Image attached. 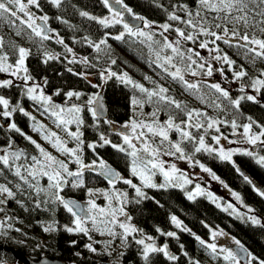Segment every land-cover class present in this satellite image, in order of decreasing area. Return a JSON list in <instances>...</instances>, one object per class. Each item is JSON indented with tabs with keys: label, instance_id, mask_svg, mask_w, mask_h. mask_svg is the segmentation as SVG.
<instances>
[{
	"label": "trees",
	"instance_id": "obj_1",
	"mask_svg": "<svg viewBox=\"0 0 264 264\" xmlns=\"http://www.w3.org/2000/svg\"><path fill=\"white\" fill-rule=\"evenodd\" d=\"M123 4L130 7L135 15L144 17L147 21L153 23L169 22L173 23L174 26L184 28L183 24L167 21L168 13L174 10L172 5H187L189 9L195 11L198 7V0H123ZM40 6L42 11L36 8L35 10L39 13L43 12L49 17L47 26L51 30L48 33L51 38L41 40L40 37L32 34L26 26L20 25L19 21H16L13 26L6 19H0V37H3L5 44L3 52L8 54L9 61L13 63L17 59L16 49L19 47L27 49L29 51V55L25 60L28 69L27 74L32 77V80H38L45 90H49L56 99L59 98L61 101L69 91L79 92L87 98L88 95L91 97L96 96L99 91H102L108 112L104 120L94 117L88 105H85L81 112L77 114L83 121L79 126V132L82 133L81 152H83V155L81 154V156L84 162L97 161L100 158L106 161L107 164L114 165L122 177L124 174L131 175V157L126 153L117 151L110 144L103 147L98 146L93 152L88 145L91 141L97 145L102 143L99 139L101 134L108 135L112 140L111 143L119 142V133L113 132L110 125L129 120L133 111L131 104L133 97L143 101L145 110L154 108L160 119L165 118L168 120L171 116L176 122H181L184 118H187L186 112L188 110H197L202 113L201 117L203 119H199L201 123L209 122L210 119H217L222 124L219 127V132L214 127L211 129L207 126L201 129L193 128V136L198 139L202 135L205 142L207 140L212 141V137L216 135H230L232 120H235L239 127L251 121H255V126L256 124L264 125V89L256 93L255 102L242 100L238 109L230 103L231 100L248 95L246 89L248 91L253 89L250 86L251 81L260 77L261 72H264V60L257 58L253 61L251 54L246 55L245 49L238 46L243 44V41L233 40L231 46L224 44L222 41H216L215 45L210 44L211 46H218L220 49L219 54H226L231 61H234L231 67L220 61V65H222L220 74L225 73L227 78L235 79L238 84L243 85L245 88L243 91L236 87L226 89L229 96L224 98L216 93L210 87L212 84L206 80L198 81L196 83L198 85L197 89H188L182 81L174 80L168 76L155 62V52L160 51V44L153 43V50H150L149 42L141 43L143 38L130 37L127 34H125L123 40H116L113 37L124 31L122 24L105 27L97 21L79 15L81 11H86L92 15L95 13L105 15L109 10L103 4V0H62L59 8L53 6L49 0H40ZM113 7L122 9L120 5L113 4ZM177 14L184 17L183 12L178 11ZM207 15L211 19L216 14L207 13ZM57 17L60 19H57ZM64 21L67 23H64ZM227 26L229 29L233 27L230 23ZM237 27L240 28L242 35L245 29L242 25H237ZM213 30L221 31L218 29ZM246 31L250 35L255 32L257 37L264 39V34L255 29L249 28ZM17 32L20 34L17 35ZM174 33L175 31L170 30L169 34L164 35L170 40L169 36H174ZM85 38L91 40L93 44L99 43L101 39L105 38L107 42L97 50L94 46L88 44ZM201 39L210 40L213 38L200 36L195 43L201 41ZM57 40H63V43H57ZM154 40L163 41L160 32L155 33ZM65 46L74 51L76 58L69 57L70 52L66 51ZM181 48L185 51L189 49L188 43H182ZM45 53L56 55L58 58L48 60L45 63ZM164 55H171L170 50L162 51L161 56ZM72 60L75 62L69 63ZM113 60H115V64L112 63ZM159 63H163V60ZM173 63L186 69V64L181 62L179 58H175ZM68 69H72V71L70 72ZM172 69L169 67V71ZM241 69L247 75L238 80L233 73ZM109 72H115L118 76L127 73L133 81L142 84L149 90H155L157 86L166 88L168 90L166 95L179 102L183 111L158 101L156 97H153L151 102H147L145 94L140 93L131 85H125L117 77L109 78ZM145 77L149 79H145ZM221 81L223 83L225 77H222ZM221 88L224 89L225 87L221 86ZM58 91L59 95L56 94ZM0 95L9 99L12 105L19 104L30 116L35 117V122L40 123V120L36 118V115L30 113L29 109H34L45 115V117L55 120V117H51L49 113L44 112L40 104L28 98L26 86L24 85L14 82L10 87L0 88ZM70 103H77L76 98L72 97ZM249 117H251V121ZM4 120L5 118L0 119V148L6 147L11 142L13 149L23 150L29 158L33 155L39 156V150L35 145L19 133L11 131L8 127L9 121L3 123ZM10 121L15 122L26 136H29L28 131L33 129L34 121L28 116H24L23 113L16 112L10 118ZM48 129L51 130V128ZM69 131H77V125L75 123L70 124ZM177 134L179 133L175 130L170 131V139H174ZM66 142H70L73 147H76V142L71 137ZM182 147L189 155L219 174L228 186L236 190L245 205L252 207L255 214L264 218V197L259 195L256 190L264 191V166L259 165L254 156L250 157L238 152L233 155L234 159L232 161H223L219 159L217 153L209 154L205 151L194 153L193 145L187 141L182 143ZM49 153L51 154V152ZM55 157L66 162V156ZM23 162L21 160L18 163ZM71 167L70 163L69 169ZM237 168L240 169L239 172ZM97 172L84 171V187L74 189L69 184L64 188L61 195L69 198L74 197L82 201L84 198H89L88 189L107 187L108 182L101 178ZM241 173L247 175L253 183H247ZM133 179H135V176H133ZM17 183L22 185L21 190L16 189L15 185ZM0 184H6L15 193L14 199H9L6 204L0 205V208L3 209V211H0V225H2L0 227V246L13 248L21 253L25 252V254L35 259L46 254V256L61 259L67 264H144L138 251L139 246L135 244L131 236L128 238L123 256L119 253L117 255L109 254L106 251L98 257V255L84 247L89 241L87 236L82 233H68L64 230V225L71 226L72 217L62 205L51 202L43 203V201L49 199L45 193H41L37 197L32 189L24 185L7 169H4L3 174L0 175ZM39 185L47 188V178H40ZM126 188L129 201L126 204V209L132 217L131 221L135 226H138V229H142L144 234L152 236L158 235L157 228L165 233L168 231L178 233L179 239L166 236L169 245L178 255V259L171 261L163 258L160 254H153L151 264H188L189 257L199 261V264H227L222 255L218 259L214 258L209 250H205L199 245L194 236L177 229L170 221L172 215L181 220L183 226L190 229L191 232L198 235L202 234L204 237L209 234L207 233L208 228L204 227V224L212 225L214 228L221 224L228 232H232L248 251L264 259V226H261L264 224L254 225L245 219L238 218V216L228 215L221 208L216 207L211 200L203 196H198L190 201L185 195L186 192L179 189V187L142 188L149 199L142 200L139 204L135 203L134 189L130 186ZM0 199H4V197L0 196ZM17 201L20 203H17ZM37 202L41 203V207H36ZM240 216L244 215L241 214ZM202 221L203 223H201ZM53 223H55L57 230L43 231L44 226ZM16 229H19V231H16ZM94 235L95 233H91L93 238ZM73 241L76 243L73 244ZM181 244L184 246L183 249L180 248ZM184 252H187L188 255L185 256ZM77 253L79 255H76ZM0 264L19 263L11 251L1 249Z\"/></svg>",
	"mask_w": 264,
	"mask_h": 264
},
{
	"label": "snow or ice",
	"instance_id": "obj_2",
	"mask_svg": "<svg viewBox=\"0 0 264 264\" xmlns=\"http://www.w3.org/2000/svg\"><path fill=\"white\" fill-rule=\"evenodd\" d=\"M49 2L59 8L61 6L62 0H49ZM103 4L108 8L111 13V19L109 17L97 18L91 16L86 11H81L79 15L81 17H86L89 20L97 21L100 25L108 27L109 25L122 24L124 31L120 32L118 35L113 37L116 40H123L125 34L130 37L143 38L141 43L149 42L148 46L150 50L152 49V44H160V51L155 52L157 66L162 68L168 76L172 79L182 81L188 89H197L198 85L193 82L185 80V76L182 72V69L173 63L175 58H179L181 62L186 64V71L189 72L192 76H197L200 74H205L211 76L213 74V68L211 64H208L205 68V63L198 62L194 57H199V52L194 51L189 48L186 51L182 50L181 45L184 41H192L193 43L200 36L211 37L213 39H204L199 43L201 49H207L209 44H216V41H222L224 44L231 46L233 40L243 41V44L238 45L241 48L245 49V53L251 54L252 60L255 61L257 58L264 60V39L259 38L253 32L251 35L246 31L249 28L259 31L261 34H264V0H198V7L195 11L189 9L187 5H172L174 9L172 12L168 13L167 21L176 22V24H183L185 27L181 28L179 26H174L173 23L165 22L159 27L163 30L160 32V36L163 37V41L154 40V35L151 31L152 22L147 21L144 17L137 16L132 12V9L127 5L123 4V0H103ZM113 4L120 5L123 11L114 8ZM36 8L37 10L42 11L40 6V0H0V19H6L9 24L15 25L16 21H19V24L26 26L27 29L31 30V33L36 37H40L41 40H48L51 37L48 35L50 29L46 28L49 17L44 15L37 16L31 9ZM162 7V6H161ZM183 12L184 17L178 15L177 12ZM207 13H215L216 15L212 16L209 19ZM128 14L133 20H138L142 22V27L137 25H132L129 22L125 21L124 16ZM223 14V15H221ZM57 19H60L57 17ZM37 21H42L43 23H37ZM64 23H67L64 21ZM232 24L231 29L228 28V24ZM237 25H242L245 29L244 33L241 35L240 28ZM146 29L148 31H146ZM213 29L221 30L220 32L214 31ZM175 31L177 38L174 41H170L167 36L164 34L169 31ZM188 30V31H186ZM20 33L17 32V35ZM86 42L94 46L97 50L100 49V46L106 44V38L101 39L99 43L93 44L91 40L85 38ZM57 43H63V40H57ZM5 47L3 37H0V73L10 72L13 77H17L25 82L32 79L28 75V69L25 66V60L29 55V51L23 47L16 49L17 59L15 63H9V56L6 52H3ZM67 52H71L72 49L65 46ZM164 50H170L171 55L161 56V52ZM210 51L216 53L220 52L218 46ZM45 63L48 60H54L58 57L53 54L45 53ZM214 60L223 61L228 64L230 67L234 64V61H231L229 57L224 55H215ZM163 60V63L159 61ZM75 62L74 60L69 61V63ZM115 64V60L112 61ZM174 68L175 71H169V67ZM195 66V67H193ZM199 70V71H198ZM72 71V69H68ZM24 73V75H21ZM234 77L238 80L242 79L247 75V73L241 69L233 73ZM108 77H117L125 85H131L134 89L139 90L140 93L145 94L146 101L151 102L153 97H156L158 101L164 102L165 104L174 106L176 109L183 111L181 104L171 97L167 96V89L162 86H157L155 90H149L145 88L142 84L136 83L127 73H124L120 76L115 72H109ZM264 72H261V76L254 78L251 81V87L256 91L260 92L261 89H264ZM145 79H149L145 77ZM46 83V80H45ZM155 83V82H153ZM13 85V81L3 80L0 81V88H7ZM215 90L216 93H219L224 98H228L229 94L226 90L222 89L220 84H212L210 86ZM38 84H33L32 86L27 87L26 94L29 99L37 102L43 108L44 112L49 113L51 117H55V123L57 127L62 128L68 137H71L76 142L75 148H69L67 142L62 140L56 132L48 131L45 129L44 125L38 124L35 122V117L30 116L19 104L12 105L9 99L0 95V117L5 118L9 121L8 127L11 131L19 133L21 136H24L25 139L29 140L35 147L39 150V156L33 155L30 158L20 149H13L11 142L8 143L6 147L0 148V175L3 174V170L7 169L19 181L23 182L24 185H27L30 189L34 191V194L39 197L41 193H45L49 199L43 201L47 204L49 202L53 204L62 205L63 208L70 214L72 217L71 226L64 225V230L68 233H82L87 236L89 241H92L91 232H98L100 235H108L112 239L107 242H103L105 245V250L107 251L111 243H113L117 238L120 239L121 244L127 245L129 236L132 237L135 244L139 246L138 251L144 261V264H151V256L153 254H163L171 261H176L177 256L173 255L168 250V245L164 244L163 246H157L155 239L152 236H148L143 233L142 229H138L133 224L130 223L132 217L125 211V206L128 201V193L122 192L115 189V184L117 181H122L124 184L130 186L135 191V203L139 204L142 200L149 199L147 194L142 190V187L137 186L130 179H125L121 174L115 171L110 165L107 164L103 159L99 160V164L94 160L91 164H84L81 156V145L83 141L81 140L82 133L79 132V126L83 123L80 119L78 113L81 112V107L78 105H72L71 107L64 108L60 105L52 103V98L46 96L42 89H40ZM243 85L241 86V91H243ZM59 95V91L56 93ZM69 99L72 97L80 98L81 93L69 91L65 94ZM256 101V97L253 95L241 96L239 99L231 100L230 103L235 107L239 108L242 100ZM97 98L90 97L87 100V105L92 106L97 104ZM131 104L136 107H142L143 101L137 100L133 97ZM102 107V105H100ZM219 107V105H217ZM89 110L92 112L94 117L98 116V113L95 108L90 107ZM16 112L23 113L24 116H28L32 121H34L32 127L33 131L41 133L44 140L52 144V146L60 152L62 155L68 157V161L59 160L55 156L51 155L49 152L45 151L44 148L40 146L35 140L30 136H26L25 133L16 125L15 122H11L10 118ZM203 114L196 110H188L186 112L187 119L181 121V123H176L173 117L169 116L168 120L164 123H160L157 117L156 112H152L151 121L137 120L132 119L129 123L123 125L124 128L131 129V135L127 133H119L122 136L123 144H112L103 134L100 135V143L89 144L88 147L95 152L96 147H103L104 145H111L112 148L116 149L121 153H126L131 157V174L133 176H138L142 182L143 187L148 188H166L169 185L172 187L184 188L185 185L192 184L193 181L187 177L186 174L180 173L176 166L173 164L170 170H166L164 167V161L160 159V156L163 155H177L178 158H185V150L182 147V143L187 141L193 145L194 153H200L205 151L209 154L218 153L219 159L223 161H230L232 156L235 154L233 150H225L223 147L219 149L213 148L205 144L204 136H199L197 139L193 136L192 132L187 130L190 128L201 129L204 127L203 124L199 122V118ZM251 121V117H249ZM75 123L77 125V131H69L68 125ZM219 121L210 120L207 123V128H213ZM253 124L255 121L241 125L243 128L242 142H247L251 145H257L259 142L260 145L264 146V125L256 124V127L260 128L258 133L252 132ZM183 125V126H182ZM231 127L235 130L238 125L235 120L231 121ZM175 130L180 135L179 142H172L169 139V132ZM216 131L219 132V128H216ZM227 139V137H224ZM212 139L216 144L220 143V136H213ZM135 141V142H134ZM167 142L166 150L162 151V146ZM233 141H230V143ZM243 155L253 156L252 151H244ZM187 159L191 160L192 157L188 156ZM23 160V163H18ZM256 162L264 166V155H260L256 158ZM69 163H75L78 165L76 171L69 169ZM199 165L202 171L209 173L214 180H219V177L216 176L211 169L205 167L203 164H200L199 161L195 162ZM99 170V175L107 179L108 184L112 186V190H93L88 189L87 193L89 199L86 205H80L77 202L66 199L61 195L64 188L70 184L72 188H83L84 180L83 173L85 170L97 171ZM239 172L240 169L237 168ZM160 173L164 177V183L157 185L152 181V177ZM242 174V173H241ZM243 175V174H242ZM46 177L48 181L47 188L40 187L39 179ZM243 179L252 184L253 182L249 179L247 175H243ZM223 183V182H221ZM17 190L22 189V185L17 183L15 185ZM227 188V185H224ZM255 187V186H254ZM259 192V195L264 197V191L256 189ZM101 194L104 199L107 201L105 207H100L97 205L96 201L92 199L94 195ZM188 200H194L196 196H206L208 199L216 202V198L212 195L211 192H205L204 189L200 187L199 184L195 185L194 191H189L186 193ZM231 195L235 197L237 201H240V196L232 192ZM0 196H3L4 199H0V205L6 204L9 199L15 198V193L9 188L6 184H0ZM17 203H20L17 201ZM158 203V202H157ZM219 208L221 205L216 204ZM36 207H41V203L37 202ZM225 212L232 210L236 212L235 207L232 204H228L227 207L223 209ZM0 211H3L0 208ZM248 212L251 213L253 210L248 209ZM123 217V220L120 217ZM238 218L245 219L247 222H250L254 225H261V220L254 215H245L240 216L237 214ZM170 221L177 229L183 232H188L190 235L195 237V240L199 242V245L205 250H209L210 254L214 258H219L221 255L223 260L227 264H264V259H261L253 255L248 251L244 245L239 241L233 238V242L236 245V249L219 247L216 243H210L203 240L200 236L191 232L190 229L183 226V222L179 220L175 215L170 217ZM203 223V221L201 222ZM264 226V225H261ZM2 227V225H0ZM10 227V226H9ZM204 227L209 228L211 234V240L215 241L218 236L224 235L221 231L211 229L207 224H204ZM119 228L121 231H116ZM57 230L55 223L49 224L43 227L44 232H50ZM19 231V229H16ZM156 231L162 236H167L170 238L179 239L177 233L174 231L163 232L161 229L157 228ZM139 235L140 238H137ZM73 244L76 242L73 241ZM94 243H101L100 241H93L91 243L85 244V248L93 253L97 252V249L93 246ZM180 248L183 249V244L180 245ZM110 254V253H109ZM76 255H79L77 253ZM124 253H121L123 256ZM184 255L187 256L188 253L184 252ZM188 264H199V261L189 257Z\"/></svg>",
	"mask_w": 264,
	"mask_h": 264
},
{
	"label": "rangeland",
	"instance_id": "obj_3",
	"mask_svg": "<svg viewBox=\"0 0 264 264\" xmlns=\"http://www.w3.org/2000/svg\"><path fill=\"white\" fill-rule=\"evenodd\" d=\"M117 9H119V7ZM31 10L37 16L44 15L45 14L43 12L42 13L37 12V10H35L34 7ZM119 10L123 11V9H119ZM90 15L91 16H95L97 18L109 17V19H111V13L110 12H107L105 15H97L96 13L93 14V15L92 14H90ZM124 19H125V21L129 22L132 25H137V26H140V27L143 26L141 21L133 20L131 18V16H129L128 14H125ZM39 22L40 21H37V23H39ZM161 24H163V23H161V22L153 23L152 22L151 31L153 33L162 32L163 30L159 27V25H161ZM54 31L56 32L57 30H54ZM146 31H148V30L146 29ZM166 34H169V32L165 33V35ZM54 36H56V35H54ZM169 38H170V41H174L177 38V34L174 33V36H169ZM201 41H202V39H201ZM201 41H199L197 43H193L192 41H184L183 43H186L187 42L188 45H189V48L193 49L196 52H199V54H200L199 57H194V59H197L198 62L205 63V68L207 67L208 64H211V66L213 68V74L211 76H207L205 74H200V75H197V76H192L189 72H187L184 69L183 66L177 65L178 67H180L182 69V72H183V74L185 76V80H187L189 82H193V83H197L200 80H206L207 82H209L211 84H216V83L220 84L221 83V86L222 87H225L224 90H226V89L228 90V89H231L233 87H236L238 89H241V86L242 85L238 84L235 79L233 80L232 78H227V76L225 75V73L220 74V70L222 69V65H220V61H217V60H214L213 59V57L215 55L219 54V53H216L214 51H210V49L215 48V46H211L209 44V46H208L207 49H201L199 47V43ZM219 55H221V54H219ZM75 56L76 55H75L74 51H71L69 53V57H75ZM8 62L9 63H12L10 61H8ZM14 63H15V61H13L12 64H14ZM26 64L27 63L25 61V66H26ZM193 67H195V66H193ZM171 71H175V69L173 68ZM21 75H24V73H21ZM222 77L223 78L225 77V81L223 83L221 81L222 80ZM9 79H11L13 81V83L16 82V84H21V85L26 86V90H27V87L32 86L33 84H38L40 86V89L43 90L44 94L46 96H50L52 98V103L53 104L60 105L61 107H64V108L71 107L72 105H78V106L81 107V110H82V108L85 105L87 106V100L91 97V96L88 95V98H87V96H83L81 94V96H80L79 99H77L76 97H74V98H76V101H77L78 104L77 103L71 104L70 103V100L71 99H69L67 96H65L62 99V101L59 98L56 99L55 96H54V94H52L51 92H49V90H45L41 86L42 84H40L38 82V80H36V79L35 80H32L31 79V80L25 82V81H23V80H21V79H19L17 77H13L10 74V72L0 73V81L9 80ZM40 89H38V91ZM246 92H248V95H253V96H256V93H257L254 89H252V91H248L246 89ZM92 97H94V96H92ZM88 107L90 108L91 106H88ZM29 111L33 115H36L37 116L36 118H38L40 120V123L39 122H37V123L44 125L45 129H47L48 131L56 132L57 135L60 136L61 139L62 140H65V141H67L70 138L62 130V128L57 127V124L54 122L55 120L50 119L49 117H45V115L39 113L38 111H35L34 109H29ZM152 112H156L154 110V108H152V110H145L143 105H142V107H140V106L134 107L133 106V111H132V114H131V117L129 118V120H127L125 122L118 123L116 125L111 124L110 125V128L113 130V132H117V133H127V134L131 135V129L130 128H124L123 125L129 123L132 119L151 121V119H152L151 113ZM156 113H157V117H158V120H159L160 123H164V122L167 121L165 118L160 119L159 118V115H158V112H156ZM186 119L187 118H184V120H186ZM199 119H203V117H200ZM215 120H217V119H215ZM199 122L201 123V120ZM176 123H181V122H176ZM207 123H208V121H206L205 123H201V124H203L204 126H207ZM247 123H250V122H247ZM69 126L70 125H68V129H69ZM220 126H222V124L221 123H217L214 126V128H217V127L219 128ZM48 128H51V130H49ZM187 130H189V131L192 132L193 128H190V129H187ZM259 131H260V128L256 127L253 124L252 132L258 133ZM28 133H29V136L30 137L34 138L42 147H44L45 149H47L45 151L51 152V154H53L54 156H64L60 152H58L52 146L51 143H49L48 141L44 140L43 137H42V135H41V133L36 132V131H33V129H30L28 131ZM242 133H243V128L238 126L235 130L232 128L230 135L220 136L221 139H220V143L219 144H216V142L214 140H212L210 142L207 140L205 142V144L208 145V146H211L213 148H216V149H219L220 147H223L225 150H233L235 154L238 153V152L243 153L244 151H252L253 152V156L255 158H257L260 155H264V146L260 145L259 142L257 143V145H251V144H249L247 142H242V139H243L242 138V135H241ZM104 136L108 140L112 141L108 135H104ZM119 136H120L119 137V142H116V143L112 142V143L118 144V145H122L123 144V139H122V136L120 134H119ZM216 136H219V135H216ZM224 137H227V139H225ZM169 139H170V137H169ZM180 139H181L180 138V135L177 134L174 139H172V140L170 139V140L172 142H179ZM262 139H264V138H262ZM230 141H233V142L230 143ZM90 144H94V142L91 141ZM67 146L69 148H75V147H73V145L70 142H67ZM166 148H167V142L165 143L164 146H162V151L166 150ZM253 148H255V149H253ZM81 154L83 155V152H81ZM188 156H191V155H189L188 152H186V150H185V158L184 159L178 158V154L175 155V156H173V155H163L162 154L160 156V159L164 161V167H165L166 170H170L171 169V166L174 164L176 166V168L179 170L180 173L186 174L187 177L193 181L192 184L185 185L182 190H184L186 193L189 192V191H194L195 190V185L196 184H199L200 187L205 190V192H211L212 193V195L216 198V202L215 203L222 204L224 207H227L228 204H232L235 207L236 211H239L238 214H240V215L242 214L244 216L245 215H254L258 219L261 220V224H264V218L263 217L261 218L257 214H255L252 207H249V206L245 205L243 203V200L242 199L240 201H237L235 199V197H233L231 195L232 192L237 193L236 190H234L230 186H228L224 182V180H222V178H221V176L219 174H217L213 170H211L212 172H214L216 174L217 177H219V180H214L209 173L202 171V169L199 167V165L195 163L196 161H199L198 159H195L193 156H191L192 159L189 160V159H187ZM68 159L69 158L67 157L66 158V162L68 161ZM233 159L234 158L232 156L231 161ZM99 160H100V158H98V160L96 161L97 162V165L99 164ZM92 162H93L92 160L90 162H84L83 161L84 164H91ZM199 163L202 164L200 161H199ZM69 165H70V163H69ZM71 166L72 167L70 168V170H72V171H76L77 168H78V165H76L75 163H71ZM205 167H207V168L210 169V167H208V166H205ZM97 171H98V169H97ZM97 171H95V172H97ZM130 174H131V166H130ZM123 177L125 179L132 180V182L133 183H136L137 186H140L143 189H145V187H143L142 182L140 181V179H139L138 176H135V179H133V175L132 174L131 175L124 174ZM152 181L154 183H156L157 185H159V184L164 183V177L160 173L157 172V174L154 177H152ZM221 182H223V183H221ZM225 184L227 185V188L224 187ZM122 185H124V183L122 181H117L116 184H115V189H117L119 191H122V192H126L127 191V188L126 187L128 185H124V186H122ZM169 187H172V186L169 185ZM179 189H181V188L179 187ZM93 190L109 191V190H112V186L108 184L107 187L104 186L103 188H93ZM196 197H198V196H196ZM203 197H206V196H203ZM91 198L94 199L96 201L97 205H99L100 207H105L107 205V201L104 199V197L101 194H99V192H97V194L94 195ZM88 199L89 198H84L83 200L87 203ZM249 208H251L253 210V212L249 213L248 212V209ZM125 211L127 212L126 206H125ZM233 214H235V213H233ZM120 219L123 220V217L121 216ZM130 223L133 224L132 221H130ZM133 225L135 226V224H133ZM135 227L138 228V226H135ZM214 230H217V231H221L222 230V232L224 233V235H220V238L216 239L215 241H212L211 239H206L205 241L206 242H210V243H216L217 246H218V248L219 247H227V244L234 243L233 242V238L235 240H238L232 234V232L230 233V232H227V231H225L223 229H221V230L214 229ZM116 231L119 232L121 230L119 228H117ZM91 233H95V235H94V238L92 237V241H88V243H91L93 241H100L101 242V243H94V245H93L97 249V252L94 253V254L95 255H98V257H100L102 254H104L106 252L105 245H104L103 242L110 241L112 238L110 236H108V235H100L98 232H95V231H93ZM147 235L150 236V234H147ZM137 238H140L139 235H137ZM125 249H126V245L121 244L120 239L117 238L113 243H111V245L108 248L107 252L112 253L114 255H117L119 253V255H121V253ZM118 264H120V263H118Z\"/></svg>",
	"mask_w": 264,
	"mask_h": 264
},
{
	"label": "water",
	"instance_id": "obj_4",
	"mask_svg": "<svg viewBox=\"0 0 264 264\" xmlns=\"http://www.w3.org/2000/svg\"><path fill=\"white\" fill-rule=\"evenodd\" d=\"M39 23H43L42 21H40ZM46 28L47 29H50L47 25H46ZM50 32V31H49ZM48 32V33H49ZM97 98V101L98 103L97 104H94L92 105L91 107L95 108L97 113H98V116L96 118L98 119H102L104 120L106 117H107V106H106V102L104 100V97H103V94H102V91H99V93H97V95L95 96ZM102 105V107L100 106ZM7 121L6 119L4 120V122ZM16 146V144H15ZM255 149V148H253ZM110 165L115 171L118 172V170L115 168L114 165H111V164H108ZM98 175H99V170H98ZM101 178H104L103 176L100 175ZM105 179V178H104ZM105 181H107V179H105ZM108 182V181H107ZM66 199H71L75 202H77L78 204L80 205H84V203L81 201V200H77L75 199L74 197L72 198H69V197H65ZM228 248H232V249H236V245L234 243L232 244H228L227 245ZM245 247V246H244ZM246 248V247H245ZM3 249L5 251H11V253H13L16 261L19 263V264H67L65 261L61 260V259H58L56 257H49V256H46V254H44L43 256H41L40 258L38 259H35V258H31L29 255L25 254V252H18L16 250H14L13 248L12 249H9L8 247H4V246H0V250ZM247 249V248H246ZM248 250V249H247Z\"/></svg>",
	"mask_w": 264,
	"mask_h": 264
},
{
	"label": "flooded vegetation",
	"instance_id": "obj_5",
	"mask_svg": "<svg viewBox=\"0 0 264 264\" xmlns=\"http://www.w3.org/2000/svg\"><path fill=\"white\" fill-rule=\"evenodd\" d=\"M2 117H0V119H1ZM7 121H5V122H3V123H6ZM87 162V161H86ZM87 171V170H86ZM210 200V199H209ZM83 203H84V205H86V202L83 200ZM212 203H213V201H212ZM215 206H216V204L217 203H213ZM221 206L219 207V209L221 208L222 210L225 208L222 204H220ZM217 207V206H216ZM224 211V210H223ZM226 214H228V215H235V216H237V214L239 213V211H236V212H232V210H229L228 212H225ZM233 213H235V214H233ZM211 229H219V230H221V229H223V230H225V231H227L225 228H223V226L220 224H218L217 225V227L216 228H214L212 225H210L209 226ZM175 232V231H174ZM228 232V231H227ZM177 233V232H176ZM207 233H209V234H207V236H203L202 234H200V235H198V234H196V235H198V236H200L201 238L203 237V239H211V234H210V232H209V228H208V231H207ZM231 233V232H230ZM177 235H178V233H177ZM150 236H152V235H150ZM154 239H155V243H156V245L157 246H163L164 244H167L168 245V250L173 254V255H175V256H177L178 257V255L176 254V252L172 249V247H171V245H169V241H167V239H166V236H162V235H160V233H158V235H155V236H152ZM218 238H220V236H218L217 237V239ZM163 258H165V259H168L167 257H165L163 254H160Z\"/></svg>",
	"mask_w": 264,
	"mask_h": 264
}]
</instances>
